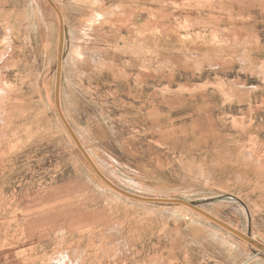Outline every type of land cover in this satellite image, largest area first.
<instances>
[{"label": "rangeland", "instance_id": "374dc122", "mask_svg": "<svg viewBox=\"0 0 264 264\" xmlns=\"http://www.w3.org/2000/svg\"><path fill=\"white\" fill-rule=\"evenodd\" d=\"M51 1L0 0V264H264V0Z\"/></svg>", "mask_w": 264, "mask_h": 264}, {"label": "water", "instance_id": "95a60500", "mask_svg": "<svg viewBox=\"0 0 264 264\" xmlns=\"http://www.w3.org/2000/svg\"><path fill=\"white\" fill-rule=\"evenodd\" d=\"M63 31H64V28L62 27V37H63ZM62 49H63V43L61 44V51H60V57H59V67H58V80H59V75H60V64H61V59H62ZM128 195V194H126ZM130 197H134L132 195H128ZM135 198H138V197H135ZM141 200L143 201H155V202H170V203H180V204H184V205H187V206H190L191 208L195 209L196 211L202 213L203 215L213 219L214 221H216L217 223H219L220 225L224 226L225 228L229 229L230 231L234 232V233H237L238 235H241L240 233H238L237 231H235L234 229H232L231 227H229L228 225L222 223L221 221H219L218 219L214 218L213 216H211L210 214L206 213L205 211H203L202 209L198 208L197 206H195L194 204L192 203H189V202H186L184 200H181V199H142L140 198ZM243 236V235H241ZM248 239V238H247ZM250 241V240H249Z\"/></svg>", "mask_w": 264, "mask_h": 264}, {"label": "bare ground", "instance_id": "6f19581e", "mask_svg": "<svg viewBox=\"0 0 264 264\" xmlns=\"http://www.w3.org/2000/svg\"><path fill=\"white\" fill-rule=\"evenodd\" d=\"M51 3H52V1L51 0H49ZM54 3V2H53ZM53 5V7L55 8V10L57 11V13H58V15H59V17H60V19H61V37H60V51H61V44H62V27H63V20H62V14L60 13V9L58 10V8H57V6H55L54 4H52ZM74 50V49H73ZM77 52L76 53H79L80 51L79 50H76ZM62 56V55H61ZM60 79V78H59ZM57 82H59L58 80H57ZM59 93V92H58ZM58 97L59 96H57V102H58ZM72 104L74 105V107L76 106V101L74 100V101H72ZM64 122H65V124H66V126H67V128L69 129V131H71V133H72V130L70 129V127H69V124H67V122L64 120ZM74 131V130H73ZM73 135H74V133H73ZM79 141V140H78ZM77 141V142H78ZM79 144V146H81L80 145V143H78ZM81 150H82V148H81ZM84 154H85V156L87 157V159H88V161H89V163L91 164V166L92 167H95L94 166V164L92 163V161L88 158V156L86 155V153L84 152ZM94 169V168H93ZM96 170H97V168H96ZM98 171V170H97ZM98 173H99V171H98ZM100 176V175H99ZM104 177V176H103ZM110 183V182H109ZM108 184V183H107ZM111 184V183H110ZM111 186H113V185H111ZM115 189H117V188H115ZM119 192V191H118ZM121 193V192H120ZM123 194V193H122ZM126 196H128V195H126ZM232 227V226H231ZM233 228V227H232ZM232 232V231H231ZM253 244V243H252Z\"/></svg>", "mask_w": 264, "mask_h": 264}]
</instances>
